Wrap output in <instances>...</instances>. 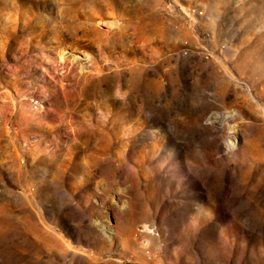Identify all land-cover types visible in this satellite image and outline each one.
<instances>
[{"label":"rangeland","instance_id":"1","mask_svg":"<svg viewBox=\"0 0 264 264\" xmlns=\"http://www.w3.org/2000/svg\"><path fill=\"white\" fill-rule=\"evenodd\" d=\"M0 264H264V0H0Z\"/></svg>","mask_w":264,"mask_h":264},{"label":"bare ground","instance_id":"2","mask_svg":"<svg viewBox=\"0 0 264 264\" xmlns=\"http://www.w3.org/2000/svg\"><path fill=\"white\" fill-rule=\"evenodd\" d=\"M236 143V142H235ZM235 143H233V144H235ZM234 147V146H233Z\"/></svg>","mask_w":264,"mask_h":264}]
</instances>
